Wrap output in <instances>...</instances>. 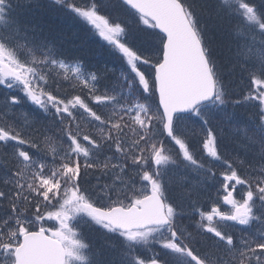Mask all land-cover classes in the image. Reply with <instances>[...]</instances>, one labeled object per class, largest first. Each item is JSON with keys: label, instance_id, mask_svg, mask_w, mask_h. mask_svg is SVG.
<instances>
[{"label": "snow or ice", "instance_id": "obj_1", "mask_svg": "<svg viewBox=\"0 0 264 264\" xmlns=\"http://www.w3.org/2000/svg\"><path fill=\"white\" fill-rule=\"evenodd\" d=\"M18 7L0 0V264H264V0H51L115 57L103 69ZM205 16L228 25L241 98ZM244 104L243 157L229 158L216 124ZM179 171L202 179L178 194Z\"/></svg>", "mask_w": 264, "mask_h": 264}, {"label": "trees", "instance_id": "obj_2", "mask_svg": "<svg viewBox=\"0 0 264 264\" xmlns=\"http://www.w3.org/2000/svg\"><path fill=\"white\" fill-rule=\"evenodd\" d=\"M19 3L21 7L16 9V15L19 16L20 20L25 24L37 26L44 35L54 40L68 55L101 69L104 67L112 68L118 63L115 57L103 47V42L98 37L86 35L85 29L81 25L70 23L54 11L50 7L51 0H19ZM203 22L207 26L208 34L212 37L218 61L224 67L226 85L230 93L241 98V94L246 95L252 86L247 77L241 79L238 72L235 75L229 72L227 23L217 22L208 16L203 18ZM253 111L254 109L247 104L232 105L228 107L227 115L221 114L216 124L217 132L221 138L220 150L229 158H234L237 153L243 157V152L236 147L234 141L243 136L241 130L245 127ZM229 116L232 119H229ZM225 167L218 165L215 169L217 172L215 180H210L208 185L202 188L201 194L194 197L202 208L210 209L212 202L217 200L216 192L221 189L222 176L220 173L224 171ZM172 179L176 192L181 194L183 190L191 188L202 177L197 176L195 172L179 171ZM91 182L95 184V179L93 178ZM219 203L222 205V201ZM223 207L225 208V206ZM185 210L191 211L187 202L185 203ZM82 232L85 241L91 242L94 247L98 248L105 243L100 234L88 225H83Z\"/></svg>", "mask_w": 264, "mask_h": 264}, {"label": "rangeland", "instance_id": "obj_3", "mask_svg": "<svg viewBox=\"0 0 264 264\" xmlns=\"http://www.w3.org/2000/svg\"><path fill=\"white\" fill-rule=\"evenodd\" d=\"M227 206H225V208H226Z\"/></svg>", "mask_w": 264, "mask_h": 264}]
</instances>
